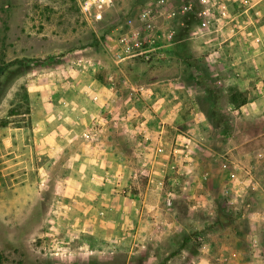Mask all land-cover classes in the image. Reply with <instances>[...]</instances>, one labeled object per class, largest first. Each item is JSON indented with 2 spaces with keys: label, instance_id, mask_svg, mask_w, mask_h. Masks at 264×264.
<instances>
[{
  "label": "rangeland",
  "instance_id": "obj_1",
  "mask_svg": "<svg viewBox=\"0 0 264 264\" xmlns=\"http://www.w3.org/2000/svg\"><path fill=\"white\" fill-rule=\"evenodd\" d=\"M87 1L100 19L86 18L83 6ZM156 1L0 0V127L29 123L31 101H26V84L33 76L73 65L82 56H111L106 41L116 25ZM170 1L176 7L186 0ZM186 20L199 22L195 16ZM203 31L190 34L181 29L180 45L172 49L176 54L172 59L151 65L143 60L125 63L135 85L145 81L139 75L150 74L149 82L154 72L172 70L179 78L173 81L176 96L166 97L164 102L171 103L165 108L153 111L152 105L142 106L129 113L131 129L146 120L160 121L156 147L144 153L142 170H136L133 163L126 188L128 196L139 201L130 203L133 214L140 217V222L128 224V231L146 232L149 237H130L125 243L115 240L112 264H127L128 260L129 264L167 263L175 255L197 264L203 247L210 248L212 263L228 264L236 260L237 255L231 253L237 251L241 262L249 263L253 246L264 257V60L259 63L250 58L251 48L243 42L245 54L241 53L238 65L225 57L226 80L215 75L206 80L204 69L210 74L217 70L215 55L210 65L202 60L208 53V48H201ZM232 66L237 75H232ZM168 119L177 126L173 128ZM141 128L138 135H148ZM9 157L6 154L4 167L0 166L5 169V176H0L4 189L9 182L6 173H26L21 158ZM52 170L56 171L55 166ZM4 195L7 192L0 186V196ZM45 204L39 207V215H46L47 223L33 224L26 222L31 209L25 202H0L3 264H104L57 255L58 250L44 244L42 235L57 231L67 235L72 229L64 219L66 207L59 208L62 202ZM183 249L191 253L178 257ZM83 253L87 256V251ZM260 260L264 263V258Z\"/></svg>",
  "mask_w": 264,
  "mask_h": 264
},
{
  "label": "crops",
  "instance_id": "obj_2",
  "mask_svg": "<svg viewBox=\"0 0 264 264\" xmlns=\"http://www.w3.org/2000/svg\"><path fill=\"white\" fill-rule=\"evenodd\" d=\"M216 1L219 5L214 9L210 28L201 35V48H208V53L202 56L203 62L210 65L213 63L211 57L216 56L217 72L210 74L204 69L202 75L206 80L214 75L226 80L223 75L229 72L225 73V57L228 63L238 65L241 53L245 54L242 52L245 42L251 48L250 58L259 63L264 60V0ZM187 30L191 34L201 29L198 23L189 22ZM111 37L107 39V45L112 42ZM191 39L192 36L189 41H193ZM179 45L180 42L172 47L168 55L175 57L171 51ZM211 48L214 49L210 51ZM113 63L112 55L104 58L82 56L73 65L33 76L26 84L31 101L29 123L0 127V166L4 167L6 154L10 156L9 160L21 158L26 163V173H19V170L6 173L9 176L6 189L0 182L2 190L7 192V195L0 196V202H25L26 208L31 209L26 222L33 224L39 220L47 223V216L39 215V207H44L45 202H62L59 208L65 210L66 207L64 219L72 229L67 235L58 231L42 235L44 244L58 250L57 255L104 264H112L115 240L123 243L130 237H149L146 232L140 235V231H128V224L140 222V217L137 212L133 214L134 206L130 203L139 201L128 196L126 188L130 187L127 178L133 163L136 170L141 167L142 170L144 153L156 147V135L160 133L156 128L160 127V121H143L141 130L148 135H138L140 127L137 125L131 129L133 122L129 113L142 110V106L152 105L153 111L165 108L171 103L170 100L164 102L165 99L176 96L177 85H173V81L179 78L172 70L154 72L149 82L146 79L150 74L139 75L138 79L145 81L135 85L130 82L125 68L127 64L117 66ZM112 67L117 69L116 72ZM234 67L232 75L237 72ZM118 70L120 74H117ZM168 121L173 128L177 126V123ZM96 125L101 128L99 140L83 143V133ZM4 170H0V176H5ZM83 251H87V256ZM210 251L208 247L201 248L197 264H219L210 262ZM190 253L191 250L183 249L178 257ZM261 253V249L253 246V261L246 264H264L260 260L264 258ZM231 254L237 257L228 264H243L238 251ZM143 264L191 262L187 257L179 260L175 255L167 263Z\"/></svg>",
  "mask_w": 264,
  "mask_h": 264
},
{
  "label": "built area",
  "instance_id": "obj_3",
  "mask_svg": "<svg viewBox=\"0 0 264 264\" xmlns=\"http://www.w3.org/2000/svg\"><path fill=\"white\" fill-rule=\"evenodd\" d=\"M96 1L103 3L106 0ZM170 2L157 0L154 6L144 8L137 16L125 18L116 25L112 31V42H109L107 49L112 52L117 65L136 60H143L151 65L172 59L168 52L179 42L177 38L180 30L188 29L189 20L186 18L195 16L199 20V29L209 30L214 9L219 5L216 0H186L171 7ZM91 5L87 1L83 6L86 18L100 19V15L94 16ZM100 133L101 128L97 125L87 129L82 135L83 143L98 141Z\"/></svg>",
  "mask_w": 264,
  "mask_h": 264
},
{
  "label": "trees",
  "instance_id": "obj_4",
  "mask_svg": "<svg viewBox=\"0 0 264 264\" xmlns=\"http://www.w3.org/2000/svg\"><path fill=\"white\" fill-rule=\"evenodd\" d=\"M26 101L28 100V95H27V90H26ZM25 115H29V110H28V112H27V114H25ZM15 117H17V115L15 116ZM9 118V117H8ZM9 125H12V124H8V126ZM17 125H21V124H17ZM4 126H6V125H4ZM5 260V258H4V255H3V253L0 251V264H3V261Z\"/></svg>",
  "mask_w": 264,
  "mask_h": 264
}]
</instances>
